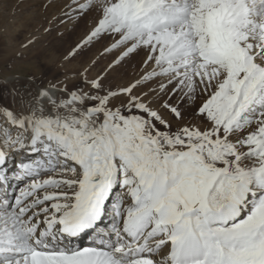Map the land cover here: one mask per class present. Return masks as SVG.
Masks as SVG:
<instances>
[{
  "label": "rangeland",
  "instance_id": "obj_1",
  "mask_svg": "<svg viewBox=\"0 0 264 264\" xmlns=\"http://www.w3.org/2000/svg\"><path fill=\"white\" fill-rule=\"evenodd\" d=\"M222 2L235 5V0H0V103L9 98L2 84L8 76L23 75L44 87L69 79L73 95H85L93 109L105 107L107 131L144 168L166 163L162 152L153 160L146 147L155 132L176 150L169 160L182 164L173 178L187 185L180 195L189 197L181 207L186 221L198 207L217 212L239 181L264 185V89L256 98L260 105L248 107L257 95L252 71L264 64V37L235 33L242 16L220 11ZM260 27L264 31V23ZM178 50H196L199 57L187 78L167 71ZM114 89L121 92L117 105L110 96ZM168 108L178 110L173 118L156 119L154 110ZM183 112L199 118L202 131L180 126ZM256 113L263 120L259 125L252 118ZM204 194L213 196L202 206ZM262 208L258 221L221 230L236 246L253 236L249 258L264 247V202ZM78 254L68 263L104 264L100 255Z\"/></svg>",
  "mask_w": 264,
  "mask_h": 264
},
{
  "label": "bare ground",
  "instance_id": "obj_2",
  "mask_svg": "<svg viewBox=\"0 0 264 264\" xmlns=\"http://www.w3.org/2000/svg\"><path fill=\"white\" fill-rule=\"evenodd\" d=\"M230 4L225 7V2L220 11L242 16L235 20V33L264 37V0ZM198 58L196 50H178L167 71L187 78ZM252 72L257 95L248 107L253 109L260 105L256 98L264 89V64ZM68 80L45 87L23 75L2 80L9 98L0 103V264H69L79 252L100 255L104 264H257L248 256L253 236L243 237L236 246L224 240L221 230H239L258 221L262 183L239 181L222 209L207 212L198 207L186 221L181 207L189 197L180 195L187 185L173 178L182 164L169 160L176 150L166 147L155 132L146 147L154 152L153 160L162 152L166 163L144 168L141 158L132 160L107 131L101 118L105 107L93 109L85 95H73ZM111 92L117 105L121 92ZM173 110L156 109L154 115L173 118L178 111ZM180 115V126L202 131L194 114ZM252 118L263 123L257 113ZM212 196L204 194L200 205H207Z\"/></svg>",
  "mask_w": 264,
  "mask_h": 264
},
{
  "label": "water",
  "instance_id": "obj_3",
  "mask_svg": "<svg viewBox=\"0 0 264 264\" xmlns=\"http://www.w3.org/2000/svg\"><path fill=\"white\" fill-rule=\"evenodd\" d=\"M256 258L258 259V264H264V247L260 248Z\"/></svg>",
  "mask_w": 264,
  "mask_h": 264
}]
</instances>
